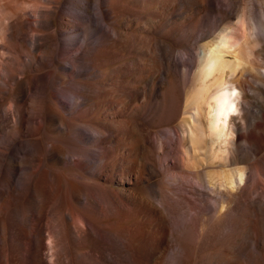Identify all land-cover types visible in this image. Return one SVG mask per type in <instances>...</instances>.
Returning <instances> with one entry per match:
<instances>
[{
  "label": "bare ground",
  "instance_id": "6f19581e",
  "mask_svg": "<svg viewBox=\"0 0 264 264\" xmlns=\"http://www.w3.org/2000/svg\"><path fill=\"white\" fill-rule=\"evenodd\" d=\"M263 144L264 0H0V264H264Z\"/></svg>",
  "mask_w": 264,
  "mask_h": 264
},
{
  "label": "rangeland",
  "instance_id": "374dc122",
  "mask_svg": "<svg viewBox=\"0 0 264 264\" xmlns=\"http://www.w3.org/2000/svg\"><path fill=\"white\" fill-rule=\"evenodd\" d=\"M255 3H256V1H255ZM255 6L258 7L257 4H256ZM160 132H161V133H164V130H161ZM262 150H263V151H262ZM263 154H264V144H263V146L261 147V149H259L258 152H256V155H257V156H260V157L263 156Z\"/></svg>",
  "mask_w": 264,
  "mask_h": 264
}]
</instances>
